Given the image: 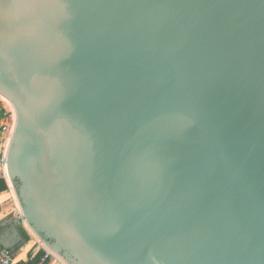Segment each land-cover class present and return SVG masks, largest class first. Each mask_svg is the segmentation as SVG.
Here are the masks:
<instances>
[{
	"label": "water",
	"instance_id": "95a60500",
	"mask_svg": "<svg viewBox=\"0 0 264 264\" xmlns=\"http://www.w3.org/2000/svg\"><path fill=\"white\" fill-rule=\"evenodd\" d=\"M0 92L69 264H264V0H0Z\"/></svg>",
	"mask_w": 264,
	"mask_h": 264
},
{
	"label": "bare ground",
	"instance_id": "6f19581e",
	"mask_svg": "<svg viewBox=\"0 0 264 264\" xmlns=\"http://www.w3.org/2000/svg\"><path fill=\"white\" fill-rule=\"evenodd\" d=\"M0 101L2 104L7 106V108L10 111H12L13 117H14L12 126H10L11 130L9 129L8 131H5L6 134H4L3 142L2 143L0 142V156H3L2 157L3 162L0 163V176L4 175L6 177V180L9 186L8 190H5L0 194V203H4L3 213L0 215V217H2L8 212H10L11 210L13 211L16 210L20 212L21 214H23V208H22V204L19 199L17 190L15 188L14 182L10 176L8 162H7L9 148H10V145H11V142H12L15 130H16V126H17V119H18L17 110L15 108L14 103L11 101V99H9L7 96L2 94L1 92H0ZM23 221H24V225L27 227V230H29L30 235H32V238L31 240L28 241V243L24 247H22L19 250L15 258L16 261L19 259L26 258L29 250H31L32 248H37V246L40 245V246H45L50 251H52L54 257L60 259L63 264H69L65 260V258H62V256L59 253H56L54 250L48 247L45 241L42 240L41 237L34 231V229L31 227L27 219L24 218Z\"/></svg>",
	"mask_w": 264,
	"mask_h": 264
},
{
	"label": "crops",
	"instance_id": "0c3cea01",
	"mask_svg": "<svg viewBox=\"0 0 264 264\" xmlns=\"http://www.w3.org/2000/svg\"><path fill=\"white\" fill-rule=\"evenodd\" d=\"M21 215L22 214L20 212L11 210L4 216L0 217V243L12 249H15L17 251V254L19 250L24 247L29 240H31L30 237L28 240H24L21 236V229L27 232L24 226V221L21 219ZM39 251L40 250H37L36 248H32L31 250H29L26 258L19 259L17 261H28L33 258Z\"/></svg>",
	"mask_w": 264,
	"mask_h": 264
},
{
	"label": "built area",
	"instance_id": "2783aa9c",
	"mask_svg": "<svg viewBox=\"0 0 264 264\" xmlns=\"http://www.w3.org/2000/svg\"><path fill=\"white\" fill-rule=\"evenodd\" d=\"M4 110L3 116H1V111ZM14 121L13 113L10 110H6V108L3 106L0 109V142L2 143L3 136L5 134V131L11 130L12 123ZM3 156H0V163L3 162ZM3 178L6 177L3 175ZM7 182V180H6ZM8 184V183H7ZM3 213V203H0V215ZM45 254L41 258V261L39 264H43L46 259H50L51 257H54L53 252L50 251L48 248L43 246ZM16 254L17 251L15 249H12L8 246H5L0 243V264H18V261H16Z\"/></svg>",
	"mask_w": 264,
	"mask_h": 264
},
{
	"label": "trees",
	"instance_id": "16d2710c",
	"mask_svg": "<svg viewBox=\"0 0 264 264\" xmlns=\"http://www.w3.org/2000/svg\"><path fill=\"white\" fill-rule=\"evenodd\" d=\"M4 110L1 111V116H3ZM8 190V184L5 180V178L1 177L0 178V193ZM21 236L24 240H28L29 239V235L27 234L26 231H24L23 229H21ZM45 254L44 249H41L33 258H31L28 261H23L20 260L18 262V264H39V262L41 261V258L43 257V255ZM49 263V259H46L45 262L43 264H48Z\"/></svg>",
	"mask_w": 264,
	"mask_h": 264
},
{
	"label": "rangeland",
	"instance_id": "374dc122",
	"mask_svg": "<svg viewBox=\"0 0 264 264\" xmlns=\"http://www.w3.org/2000/svg\"><path fill=\"white\" fill-rule=\"evenodd\" d=\"M5 107L6 108V110H9L8 108H7V106H5L4 104H2L1 103V101H0V109H1V107ZM6 134V133H5ZM3 138H4V136H3ZM2 142H3V140H2ZM2 176H0V178H1ZM25 226V225H24ZM25 228H26V230H27V227L25 226ZM27 232H28V235H29V237H30V239L32 238V235H30V232H29V230H27ZM43 248V246H40V245H38L37 246V250H41ZM57 253V252H56ZM63 258V257H62ZM48 264H63L62 262H61V260L60 259H58V258H55V257H51L50 259H49V263Z\"/></svg>",
	"mask_w": 264,
	"mask_h": 264
}]
</instances>
